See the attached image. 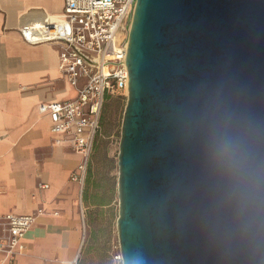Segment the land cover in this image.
Instances as JSON below:
<instances>
[{
  "label": "water",
  "instance_id": "95a60500",
  "mask_svg": "<svg viewBox=\"0 0 264 264\" xmlns=\"http://www.w3.org/2000/svg\"><path fill=\"white\" fill-rule=\"evenodd\" d=\"M122 264H264V0H136Z\"/></svg>",
  "mask_w": 264,
  "mask_h": 264
},
{
  "label": "crops",
  "instance_id": "0c3cea01",
  "mask_svg": "<svg viewBox=\"0 0 264 264\" xmlns=\"http://www.w3.org/2000/svg\"><path fill=\"white\" fill-rule=\"evenodd\" d=\"M53 2L58 10L49 9ZM62 16V0H0V212L43 207L24 233V251L13 259L0 252V264H69L79 254L84 196L80 210L78 184L69 174L80 155L54 143L50 118L38 109L75 91L58 68L59 45L29 43L19 31L24 22ZM11 47L23 52L12 53ZM37 47L50 49L53 63L38 58Z\"/></svg>",
  "mask_w": 264,
  "mask_h": 264
},
{
  "label": "built area",
  "instance_id": "2783aa9c",
  "mask_svg": "<svg viewBox=\"0 0 264 264\" xmlns=\"http://www.w3.org/2000/svg\"><path fill=\"white\" fill-rule=\"evenodd\" d=\"M135 1L62 0L61 18L24 22L19 27L29 43L59 45L58 68L75 91L65 99L43 101L38 109L50 118L54 143L80 155L69 174L78 184L80 210L104 102L128 93L127 31ZM42 211L38 206L30 212H0V252L5 257L13 259L24 251V233ZM115 257L122 258L121 252ZM69 264H78L77 257Z\"/></svg>",
  "mask_w": 264,
  "mask_h": 264
},
{
  "label": "rangeland",
  "instance_id": "374dc122",
  "mask_svg": "<svg viewBox=\"0 0 264 264\" xmlns=\"http://www.w3.org/2000/svg\"><path fill=\"white\" fill-rule=\"evenodd\" d=\"M49 9L58 10L54 2ZM11 52L22 53L20 47ZM37 57L44 63H53V52L37 47ZM51 92V91H50ZM64 90L55 96L67 93ZM127 96L113 95L103 106L100 133L92 154L89 174L85 184L84 216L80 215L78 264H122L115 255L120 251L116 218L118 215V150L120 129ZM94 202H103L101 204ZM63 264V263H62Z\"/></svg>",
  "mask_w": 264,
  "mask_h": 264
},
{
  "label": "trees",
  "instance_id": "16d2710c",
  "mask_svg": "<svg viewBox=\"0 0 264 264\" xmlns=\"http://www.w3.org/2000/svg\"><path fill=\"white\" fill-rule=\"evenodd\" d=\"M109 98V97H108ZM107 98V99H108ZM106 99V100H107ZM105 103V102H104ZM104 106V105H103ZM100 122H101V117H100ZM99 133H100V130H99ZM98 136H99V134H98ZM98 136H97V138H98ZM97 138H96V142H95V146H94V149H95V147H96V143H97ZM94 152V151H93ZM93 154V153H92ZM91 158H92V155H91ZM90 163H91V159H90V162H89V165H88V170H87V175H86V179H85V183H84V188H83V196L85 195V193H86V191H85V184H86V180H87V178H88V174H89V168H90ZM95 203V202H94ZM102 203V202H101Z\"/></svg>",
  "mask_w": 264,
  "mask_h": 264
}]
</instances>
